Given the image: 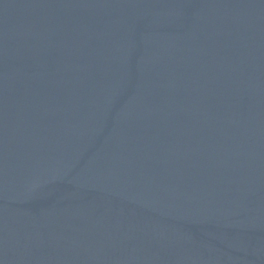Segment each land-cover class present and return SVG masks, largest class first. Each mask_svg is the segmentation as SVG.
<instances>
[{
	"label": "water",
	"instance_id": "95a60500",
	"mask_svg": "<svg viewBox=\"0 0 264 264\" xmlns=\"http://www.w3.org/2000/svg\"><path fill=\"white\" fill-rule=\"evenodd\" d=\"M0 264H264V0H0Z\"/></svg>",
	"mask_w": 264,
	"mask_h": 264
}]
</instances>
